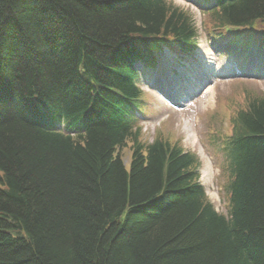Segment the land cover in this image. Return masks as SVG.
Returning a JSON list of instances; mask_svg holds the SVG:
<instances>
[{
  "label": "trees",
  "instance_id": "trees-1",
  "mask_svg": "<svg viewBox=\"0 0 264 264\" xmlns=\"http://www.w3.org/2000/svg\"><path fill=\"white\" fill-rule=\"evenodd\" d=\"M218 1L219 26L264 21V0ZM156 35L193 45L165 0H0V264H264V93L230 119L225 216L193 154L134 128Z\"/></svg>",
  "mask_w": 264,
  "mask_h": 264
},
{
  "label": "rangeland",
  "instance_id": "rangeland-1",
  "mask_svg": "<svg viewBox=\"0 0 264 264\" xmlns=\"http://www.w3.org/2000/svg\"><path fill=\"white\" fill-rule=\"evenodd\" d=\"M167 1L173 2L190 14L197 34V49L186 57H182L184 59L183 64H188L190 67L184 71L185 75L190 76L200 71L197 67L206 69V65H209L207 62L208 59H212V67H208L210 70L213 68L214 63L219 61L221 67L232 66V69L226 70L228 73L235 74L246 71L255 75L254 77L242 76L234 80L216 78L217 80H214L213 83L211 82L205 87L206 91L204 88L195 96H191L183 105L170 104L167 99L171 94L169 93L168 84H163L161 81H152L149 85L151 89H145L144 97L140 101L150 108L144 110L145 112L148 110L146 116L138 113L136 119L137 125L142 127L140 134L141 142L147 143L154 137H160L171 143L179 142L185 150L194 152L201 163L199 168L200 182L204 186L205 192L215 208L219 213L223 214L226 213V202L223 191H221V186L226 177L224 176L225 172L220 171L223 160L222 151L220 150V140L218 142L217 139H220V137L229 132L230 125L228 116L234 109H239L243 106L245 89H252L254 92H258L259 90L264 93V68L257 71V73L250 72L254 70L252 68L255 67L256 61L248 58L247 53L245 54V60H243L244 64L241 67L237 66L233 68L235 60L233 59L227 62L226 56V54L232 55V51L230 53L225 51L219 54L223 49H217V45L214 48L209 42V39H207V31L211 27L207 13L201 11L193 4L192 0ZM253 38L245 35L241 41L246 39L253 40ZM164 53L165 51L161 54L164 55ZM171 57L174 58L173 55ZM160 63L165 69L168 78L173 81L176 92H179L178 79L181 78V74H174L178 78L171 75L173 73L172 69L178 70V66L166 60ZM203 74L200 72L196 76L198 78ZM176 79L177 81L175 83ZM139 84L141 87L147 85L144 76H142V81ZM208 100L211 102L207 105L206 102ZM168 115L169 118L167 121L169 122L165 123L164 121ZM186 125L191 128V133L193 134V137L189 140L184 131ZM120 154L123 156V159L128 161L130 155L128 143L126 147L120 149Z\"/></svg>",
  "mask_w": 264,
  "mask_h": 264
},
{
  "label": "bare ground",
  "instance_id": "bare-ground-1",
  "mask_svg": "<svg viewBox=\"0 0 264 264\" xmlns=\"http://www.w3.org/2000/svg\"><path fill=\"white\" fill-rule=\"evenodd\" d=\"M142 31H138L137 33H141ZM207 62L208 63H212L211 62V60L210 59H208L207 60ZM211 101L210 100H208L206 103H207V105L210 103ZM184 131L186 132V137H187V139L189 140V139H191L192 137H193V134L191 133L192 131H191V128L189 127V126H185L184 127ZM72 145V144H71ZM128 162H129V159H128Z\"/></svg>",
  "mask_w": 264,
  "mask_h": 264
}]
</instances>
